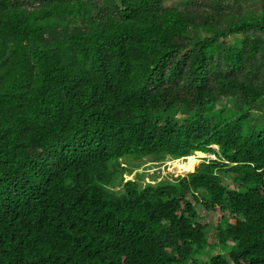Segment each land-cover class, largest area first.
Returning <instances> with one entry per match:
<instances>
[{
  "label": "trees",
  "instance_id": "trees-1",
  "mask_svg": "<svg viewBox=\"0 0 264 264\" xmlns=\"http://www.w3.org/2000/svg\"><path fill=\"white\" fill-rule=\"evenodd\" d=\"M165 1L0 0V264H264V0Z\"/></svg>",
  "mask_w": 264,
  "mask_h": 264
},
{
  "label": "rangeland",
  "instance_id": "rangeland-1",
  "mask_svg": "<svg viewBox=\"0 0 264 264\" xmlns=\"http://www.w3.org/2000/svg\"><path fill=\"white\" fill-rule=\"evenodd\" d=\"M186 0H166L164 4L166 6L170 7H179L182 8L185 6ZM250 4V2H249ZM251 6V5H250ZM256 7L255 10L259 7V4L252 5L251 8ZM212 149L215 151H218L217 146H211ZM197 156L191 163L189 170H185L184 168L180 169L177 168L176 164L174 163V159H171L170 157H166L164 160L161 161H155L149 157H143L140 160H130V164H127L126 171L123 174L124 180L126 179H134L137 174H142L143 178L141 180V184H144L146 182L154 183L160 179H172L177 175H182L188 172L194 171L195 167L200 164L202 161H206L208 159H215L216 155L213 152H203V154ZM184 157L179 158V162L185 163ZM197 164L195 165L196 161ZM185 170V171H184ZM226 182L230 184L229 186L232 187L230 180L227 178ZM201 209V208H200ZM218 211L213 212H205L202 210H199V216L201 223L208 224V236L210 238H213L214 234V227L216 224V221L219 217Z\"/></svg>",
  "mask_w": 264,
  "mask_h": 264
},
{
  "label": "bare ground",
  "instance_id": "bare-ground-1",
  "mask_svg": "<svg viewBox=\"0 0 264 264\" xmlns=\"http://www.w3.org/2000/svg\"><path fill=\"white\" fill-rule=\"evenodd\" d=\"M214 146H216V145H214ZM195 152H199V151H195ZM200 153H203V152H200ZM201 155V154H200ZM197 156H199V154L198 153H192V154H190V155H187V156H184V161H185V163H182V162H179V160H177V159H179V158H177V159H174V163L176 164V166H177V168H184L185 170H189V167H190V165H191V163H192V161L197 157ZM182 158V157H181ZM184 170V171H185Z\"/></svg>",
  "mask_w": 264,
  "mask_h": 264
},
{
  "label": "clouds",
  "instance_id": "clouds-1",
  "mask_svg": "<svg viewBox=\"0 0 264 264\" xmlns=\"http://www.w3.org/2000/svg\"><path fill=\"white\" fill-rule=\"evenodd\" d=\"M202 152V151H201ZM193 172V171H192Z\"/></svg>",
  "mask_w": 264,
  "mask_h": 264
}]
</instances>
